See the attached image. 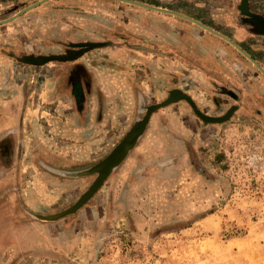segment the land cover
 <instances>
[{
    "label": "rangeland",
    "instance_id": "rangeland-1",
    "mask_svg": "<svg viewBox=\"0 0 264 264\" xmlns=\"http://www.w3.org/2000/svg\"><path fill=\"white\" fill-rule=\"evenodd\" d=\"M37 1L0 0V20ZM162 1L240 38L264 66V35L240 0ZM250 7L264 15V0ZM157 12L48 0L0 24V264H264V75L175 15L191 28L161 34ZM53 54L70 59L26 60ZM174 88L208 115L234 114L209 123L185 100L155 110L87 203L57 220L36 215L71 207Z\"/></svg>",
    "mask_w": 264,
    "mask_h": 264
},
{
    "label": "water",
    "instance_id": "water-1",
    "mask_svg": "<svg viewBox=\"0 0 264 264\" xmlns=\"http://www.w3.org/2000/svg\"><path fill=\"white\" fill-rule=\"evenodd\" d=\"M48 0H38L37 2L30 4L23 9L17 11L10 17L0 20V24H5L7 22H10L18 17H20L22 14L26 13L27 11L47 2ZM119 1H125L128 3H132L134 5H138L141 7H145L147 9L158 11L162 13H169L172 15H175L177 17H180L182 19H185L186 21L192 22L202 29L220 37L221 39L225 40L227 43L232 45L235 49H237L246 59H248L251 63H253L257 69L264 75V66L254 57L252 56L246 49H244L238 42H236L234 39L229 37L228 35L210 27L206 23L189 16L187 14H184L182 12L171 10L166 7L157 6L148 4L142 1L137 0H119ZM239 11L242 15L246 16L245 22L246 25L252 26L251 30L253 33L264 35V15H259L254 12H252L250 7V0H240V4L238 6ZM67 59H70L68 55L63 54H53V55H42V56H30L26 60L30 61L35 64H43L48 61L52 60H60L65 61ZM185 100L187 101L191 107L193 108L194 112L204 121L209 123H221L226 120H228L235 111V106L231 107L224 115L221 116H211L204 112H202L197 104L194 102L193 98L190 94L183 91L179 88H174L169 91L168 97L155 105L148 106L147 112L144 115L142 119L137 121L135 126L125 135V137L118 143V145L111 151V153L103 159L100 163H98L96 166L93 167V171L97 172V177L93 181V183L90 185V187L79 197V199L68 209H65L59 213L50 214V215H38V217L45 219V220H57L63 216H66L68 214H72L76 212L79 208H81L87 201L97 192V190L102 186L106 178L113 172V170L120 165L129 155L130 151L134 148V146L137 144L140 137L144 134L147 125L149 123L151 114L162 107H165L171 103H174L176 101Z\"/></svg>",
    "mask_w": 264,
    "mask_h": 264
},
{
    "label": "crops",
    "instance_id": "crops-1",
    "mask_svg": "<svg viewBox=\"0 0 264 264\" xmlns=\"http://www.w3.org/2000/svg\"><path fill=\"white\" fill-rule=\"evenodd\" d=\"M147 1H149V3L152 5L166 6V3H164V1H162V0L161 1H159V0H147ZM150 16L151 17L157 16V18L162 22V25H161L159 30H160L161 34H165L166 36H169V34L171 32H175L176 30H180V28H188V29L191 28V27H187V26H190L189 23H187V22L182 23L180 20L172 19V17L166 13H162V12L151 13ZM182 36H183L182 37L183 40H185L187 38V36L185 34H183ZM237 36H239V35H237ZM239 39L236 38V41H241V39L240 40ZM196 72H199V71H196ZM198 74H201V73H198Z\"/></svg>",
    "mask_w": 264,
    "mask_h": 264
},
{
    "label": "flooded vegetation",
    "instance_id": "flooded-vegetation-1",
    "mask_svg": "<svg viewBox=\"0 0 264 264\" xmlns=\"http://www.w3.org/2000/svg\"><path fill=\"white\" fill-rule=\"evenodd\" d=\"M244 19L246 20V16H244ZM79 77L83 80L84 74L83 73H78ZM75 84V92H77V88L79 87L78 81L76 80Z\"/></svg>",
    "mask_w": 264,
    "mask_h": 264
}]
</instances>
